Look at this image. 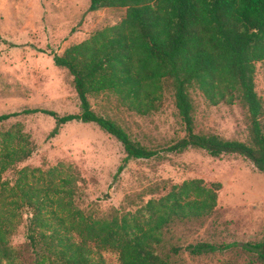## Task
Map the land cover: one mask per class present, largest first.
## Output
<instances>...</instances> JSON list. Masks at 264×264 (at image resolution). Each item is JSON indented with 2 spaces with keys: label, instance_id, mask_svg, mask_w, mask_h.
<instances>
[{
  "label": "trees",
  "instance_id": "trees-1",
  "mask_svg": "<svg viewBox=\"0 0 264 264\" xmlns=\"http://www.w3.org/2000/svg\"><path fill=\"white\" fill-rule=\"evenodd\" d=\"M125 9L121 23L97 30L90 38L69 46L53 59L74 78L80 112L60 115L49 109L25 110L52 116L56 136L72 121L96 123L120 141L124 164L152 159L159 151L132 138L118 122L99 114L92 96H115L128 110L141 115L159 111L171 91L186 135L168 147L189 148L210 155L240 154L264 172V100L256 90L257 63H264V0H91L90 11ZM199 89L211 105L241 103L248 112L250 139L228 140L195 130V107L190 92ZM20 113L4 114L0 121ZM8 133L17 146L0 154V264H20V252L9 239L10 206H29V244L35 264H105L103 251L116 254L119 264H185L181 255L202 256L234 245L210 242L184 246L181 229L211 217L218 206L222 183L191 179L172 185L166 194L150 199L136 211L117 210L109 218H94L78 207L79 169L60 164L59 181L46 187H29L24 177L7 197L2 173L34 152L29 139ZM65 173V175H63ZM167 183L163 185L167 190ZM152 186V194L160 192ZM243 249L264 264V239L248 242Z\"/></svg>",
  "mask_w": 264,
  "mask_h": 264
},
{
  "label": "rangeland",
  "instance_id": "rangeland-1",
  "mask_svg": "<svg viewBox=\"0 0 264 264\" xmlns=\"http://www.w3.org/2000/svg\"><path fill=\"white\" fill-rule=\"evenodd\" d=\"M71 0H0V116L20 113L0 121V154L17 146L9 143L8 133L19 131L30 141L33 154L9 166L1 175L4 194L19 197L18 183L24 177L29 187H46L49 180L62 175L51 170L64 164L79 169L78 207L88 216L109 218L118 209L136 211L148 200L166 194L172 185L191 179L207 184L222 183L214 214L183 227L184 246L210 242L233 244L231 249L202 256L181 255L185 264H259L243 249L248 242L264 239V172L240 154L210 155L200 148L184 152L168 150L186 135L171 91L166 92L162 108L149 115L128 110L115 96H92L93 108L123 126L133 139L159 151L152 159H134L124 164L125 149L117 138L96 123L72 121L51 137L56 127L52 116L25 110L49 109L60 115L79 113L74 78L54 62L55 54L91 37L97 30L122 22L125 9L90 11V0L73 4ZM256 90L264 100V63H257ZM195 107L197 133H214L228 140L248 141L250 122L247 109L235 104L211 105L197 88L190 89ZM264 123V117H263ZM65 175V173L63 174ZM167 183V190L162 189ZM161 188L152 194V186ZM11 207L9 239L20 252V264H35L36 252L29 244V225L33 210L29 206ZM105 264H119L115 253L103 251Z\"/></svg>",
  "mask_w": 264,
  "mask_h": 264
},
{
  "label": "crops",
  "instance_id": "crops-1",
  "mask_svg": "<svg viewBox=\"0 0 264 264\" xmlns=\"http://www.w3.org/2000/svg\"><path fill=\"white\" fill-rule=\"evenodd\" d=\"M88 1L89 0H71L70 2L73 3V4H82L83 2L87 3ZM90 4H91V0H90Z\"/></svg>",
  "mask_w": 264,
  "mask_h": 264
}]
</instances>
